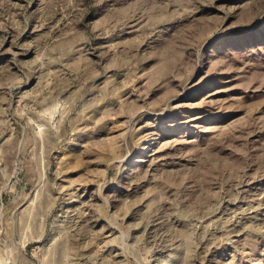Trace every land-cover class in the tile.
<instances>
[{"label":"rangeland","instance_id":"obj_1","mask_svg":"<svg viewBox=\"0 0 264 264\" xmlns=\"http://www.w3.org/2000/svg\"><path fill=\"white\" fill-rule=\"evenodd\" d=\"M0 264H264V0H0Z\"/></svg>","mask_w":264,"mask_h":264}]
</instances>
